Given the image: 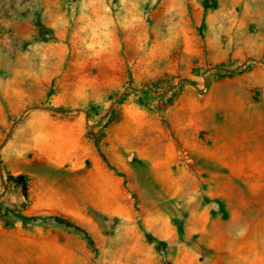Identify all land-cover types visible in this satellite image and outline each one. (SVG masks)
Returning a JSON list of instances; mask_svg holds the SVG:
<instances>
[{
	"label": "rangeland",
	"instance_id": "374dc122",
	"mask_svg": "<svg viewBox=\"0 0 264 264\" xmlns=\"http://www.w3.org/2000/svg\"><path fill=\"white\" fill-rule=\"evenodd\" d=\"M0 264H264V0H0Z\"/></svg>",
	"mask_w": 264,
	"mask_h": 264
},
{
	"label": "crops",
	"instance_id": "0c3cea01",
	"mask_svg": "<svg viewBox=\"0 0 264 264\" xmlns=\"http://www.w3.org/2000/svg\"><path fill=\"white\" fill-rule=\"evenodd\" d=\"M232 169H233V172L235 174H239L240 173V168L238 166H234ZM93 174H94V172H93ZM121 185H122L121 179L118 178V177L114 178V180L112 182V185H111L113 187V191L109 192V194L111 196H109L108 199L110 201L116 202L119 199V197L123 195V193L121 192ZM112 187H111V190H112Z\"/></svg>",
	"mask_w": 264,
	"mask_h": 264
},
{
	"label": "trees",
	"instance_id": "16d2710c",
	"mask_svg": "<svg viewBox=\"0 0 264 264\" xmlns=\"http://www.w3.org/2000/svg\"><path fill=\"white\" fill-rule=\"evenodd\" d=\"M60 112H64L63 110H59ZM11 179H15L14 177L10 176ZM23 177H19V179H22ZM34 217H25L23 216L22 219L23 220H32Z\"/></svg>",
	"mask_w": 264,
	"mask_h": 264
}]
</instances>
